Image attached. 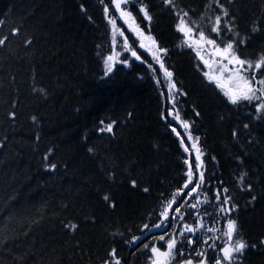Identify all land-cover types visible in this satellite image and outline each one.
I'll list each match as a JSON object with an SVG mask.
<instances>
[{"label":"trees","instance_id":"obj_1","mask_svg":"<svg viewBox=\"0 0 264 264\" xmlns=\"http://www.w3.org/2000/svg\"><path fill=\"white\" fill-rule=\"evenodd\" d=\"M141 2L153 17L151 35L168 49L175 104L168 80L159 85L124 66L106 74L109 0H0V39L7 37L0 45V264H103L113 249L122 264L149 262L151 247L165 246L153 225L164 221L163 206L183 186L188 167V152L170 117L163 118L170 105L199 137L205 178L215 177L233 198L236 238L249 245L240 264H264V118L255 101L227 100L204 75H221L211 47L200 49L215 62L209 68L176 28V13L188 12L194 28L217 39L209 28L220 9L213 0H174V9L162 0ZM220 2L235 16L239 38H247L238 49L242 58L255 60L264 52V0ZM199 210L212 218L210 203ZM195 211L186 218L194 227ZM193 249L185 246L183 259L204 247ZM218 256L207 249V264ZM175 264H182L179 255Z\"/></svg>","mask_w":264,"mask_h":264},{"label":"snow or ice","instance_id":"obj_2","mask_svg":"<svg viewBox=\"0 0 264 264\" xmlns=\"http://www.w3.org/2000/svg\"><path fill=\"white\" fill-rule=\"evenodd\" d=\"M165 5L170 8H175L174 0H162ZM213 2L219 7L220 14L216 15L214 20L210 22L209 31L211 34H215L217 39L210 38L206 35L205 31L200 25H196L195 28L192 26L195 22L191 21L188 17V12L178 11L176 13L179 23L176 28L179 33H182L185 37V42L188 43L189 47L195 45L197 48V55L204 64L209 68L212 64L209 60L205 59L200 53V49L210 46L212 49L211 54L218 58L217 63L220 64L221 75H214L211 72H205L204 75L209 81H215L217 86L223 91L224 96L233 105H240L244 102L253 105L255 112L264 118V52L260 53L255 60L242 58V54L239 53L238 49L241 45L246 44L245 39L239 38V33L236 31L235 16L231 13L220 0H213ZM109 3L114 6V11L119 13L120 19L124 21L127 25V30L135 35L138 39L139 49L144 50L150 54L151 59L154 60L159 65V70L163 71L165 78L168 80V97L175 104V98L173 96V89L176 88V84L172 81L173 73L165 66L163 57L167 54L168 49L159 45L157 39L140 27L136 23V17L133 15V11L130 10L131 7H138V14H142V19L147 22H151L153 17L150 15L149 8L142 2L137 5V0H109ZM103 12L106 18H108V23L112 28V44L113 46L117 43V34L123 37V48L125 52L130 53L131 57L136 61H142V55L138 53L137 49L133 47L137 41H133L132 44L129 43L128 36L125 35L123 30L117 28L116 19L112 18L110 15V8L108 4L103 7ZM252 32L259 31V26H255L251 29ZM19 29H13L12 35H17ZM233 33L235 38L225 39L226 34ZM219 39V43H218ZM7 37L0 39V45L6 43ZM30 43V41H28ZM223 45V46H221ZM117 54L113 53L107 57L106 64V74L112 72L114 63L116 61ZM222 61H227V64L221 63ZM123 63H128L127 60L122 61ZM142 62L147 63L146 60ZM231 65L232 67H229ZM148 68L153 72L157 69L153 68L151 63L147 64ZM228 73L227 79L224 78L223 73ZM159 83V80L157 81ZM36 91V89H34ZM39 91H43L40 89ZM12 118H15L16 113L11 112L9 114ZM197 115H199L197 113ZM168 116H172L174 120L180 121L183 129L187 131L190 128V124L187 121L181 120L178 111H168L164 114L163 118L167 119ZM35 120V117H32ZM171 127V125H169ZM245 128L248 125L244 126ZM105 129H101L104 131ZM106 130L111 133L113 131V124L109 123ZM171 130L180 136L175 127H171ZM235 136L236 133L234 132ZM187 139L192 141L191 148L195 151L194 161L185 160L184 163L188 165L186 172V180L182 187H178L176 191L172 194L171 199H169L163 206V211H161L160 216L164 218L165 222H168L170 217V212L174 211L178 214V220L183 223L184 215L182 214V208H188L189 214L192 210L197 211L196 225L195 227L191 224H183V228L177 230L174 233H167L168 239L166 240V250L161 251L160 248L152 246L151 247V257L150 264H175V257L179 255L182 259V264H207L206 251L207 249H216L217 246L214 241L223 238L224 243L222 247H219V255L215 259V264H240L239 257L244 253L245 249L249 245L241 238L238 237V225L235 219L230 218V213L235 209L236 205L233 203V198L229 194V189L226 187L217 188L214 193V199L218 202L216 211L218 214H224V219L226 223L223 230L216 227H207L203 223V218L199 214V205L211 203L208 193L203 192V199L201 200V191L205 184V172H204V161L202 156L204 155L201 147L198 144L199 137H193L190 132H188ZM180 144L184 146V151L189 152V147L185 146L184 139H180ZM91 152L92 149L90 148ZM45 160L48 159L47 155L44 157ZM213 159H215L213 157ZM51 170H55L57 165L55 163L48 164ZM247 173H241L238 178V183L241 187H244V180ZM135 185V181L132 182ZM246 190L251 192L252 185L248 184ZM145 191H148L145 189ZM185 197L191 198L194 202L188 204L185 201L184 204L179 207H173L179 204L181 200ZM108 196H104V200L107 201ZM255 200V197L252 198ZM67 228L75 230L77 225L68 224ZM153 227L160 228L161 224L153 225ZM144 228H149V225L145 224ZM166 231V230H165ZM203 231L204 235L207 237L203 241H194L191 234ZM212 234V235H209ZM220 233V235H216ZM138 239V237H133V240ZM160 241H165V235L159 237ZM213 241V243H209ZM195 242H201L204 245V249L195 251V256L191 254L188 259H183L185 246L192 247ZM264 243V242H262ZM179 245V247H178ZM147 248L148 245H145ZM253 247H255L253 245ZM116 257V250L113 249L109 254V260L105 264H111V261ZM115 264H121L119 259H115Z\"/></svg>","mask_w":264,"mask_h":264},{"label":"rangeland","instance_id":"obj_3","mask_svg":"<svg viewBox=\"0 0 264 264\" xmlns=\"http://www.w3.org/2000/svg\"><path fill=\"white\" fill-rule=\"evenodd\" d=\"M131 10V9H130ZM117 17H119V13H118V15H117ZM115 19V18H114ZM117 21V20H116ZM117 23H118V21H117ZM136 23L138 24V22H137V20H136ZM119 30H123V29H119ZM124 31V30H123ZM125 33H126V31H124ZM128 33H131L130 31L128 32ZM133 34V33H132ZM135 36V35H134ZM136 38V37H135ZM129 43H130V40H129ZM116 48H117V50H116V54H117V57L120 59V61H122L123 59H122V57L123 56H125L126 55V52H125V50H124V48H123V37H120L119 36V34H117V43H116ZM117 57H116V59H117ZM116 62V61H115ZM117 62H118V59H117ZM128 62H129V60H128ZM115 65V64H114ZM216 71H219V67L218 66H216ZM179 221V220H178ZM183 224L184 223H181L180 221L178 222V223H175L174 225H173V229H174V232H176L177 230H179V229H182L183 228ZM207 227H211L210 226V224H205ZM209 235H212V234H210L209 233ZM216 235H218V234H216ZM198 236H199V238H200V240H204V239H206L207 237L204 235V233H203V231H200L199 233H198ZM192 237V236H191ZM192 239H195V236L194 237H192ZM195 241H196V239H195ZM222 242H224V241H222ZM209 243H213V241H209ZM214 243L215 244H217V240L216 241H214ZM195 245L196 244H194L193 245V247H194V249H195ZM201 246H204V245H200V246H198V247H201ZM164 250H166V249H164ZM164 250H161V251H164ZM195 250H197V249H195ZM212 252H213V254H219V255H222V254H220V253H217L218 251H217V248L216 249H212ZM214 264H215V262H214Z\"/></svg>","mask_w":264,"mask_h":264},{"label":"bare ground","instance_id":"obj_4","mask_svg":"<svg viewBox=\"0 0 264 264\" xmlns=\"http://www.w3.org/2000/svg\"><path fill=\"white\" fill-rule=\"evenodd\" d=\"M72 149V148H71ZM87 168V167H86ZM210 207V206H209Z\"/></svg>","mask_w":264,"mask_h":264},{"label":"water","instance_id":"obj_5","mask_svg":"<svg viewBox=\"0 0 264 264\" xmlns=\"http://www.w3.org/2000/svg\"><path fill=\"white\" fill-rule=\"evenodd\" d=\"M150 264V263H149Z\"/></svg>","mask_w":264,"mask_h":264}]
</instances>
